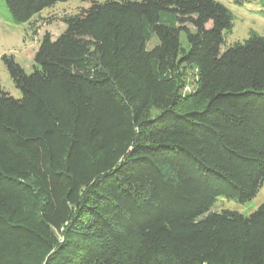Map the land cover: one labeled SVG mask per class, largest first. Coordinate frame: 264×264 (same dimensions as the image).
Instances as JSON below:
<instances>
[{
    "label": "trees",
    "instance_id": "1",
    "mask_svg": "<svg viewBox=\"0 0 264 264\" xmlns=\"http://www.w3.org/2000/svg\"><path fill=\"white\" fill-rule=\"evenodd\" d=\"M3 1L20 25L73 0ZM76 1L31 73L1 58L0 264H264V203L217 207L264 185V34L226 45L214 0Z\"/></svg>",
    "mask_w": 264,
    "mask_h": 264
},
{
    "label": "rangeland",
    "instance_id": "2",
    "mask_svg": "<svg viewBox=\"0 0 264 264\" xmlns=\"http://www.w3.org/2000/svg\"><path fill=\"white\" fill-rule=\"evenodd\" d=\"M214 1L227 7L233 15V28L231 33L225 37L226 45L242 42L247 39L251 31L260 35L264 34V14L261 13L264 12V8L262 7L264 1L244 7L236 6L234 0ZM86 6L85 3L76 0L58 3L54 7L41 12L29 24L15 25L10 21V14L4 1L0 0V85L5 92L14 98H20L21 96L10 79L1 60L2 56L12 57L15 63L27 74L31 73L33 71L34 53L43 36L49 35L52 39L58 37L65 29L62 18L66 15L74 14L80 8ZM181 40L183 46H185L184 35ZM176 70L180 92L187 96L196 87V70L191 65L182 64H178ZM184 104V108L190 105L188 101ZM262 203H264V185L256 197L245 204H238L232 200H219L217 207L248 215Z\"/></svg>",
    "mask_w": 264,
    "mask_h": 264
}]
</instances>
